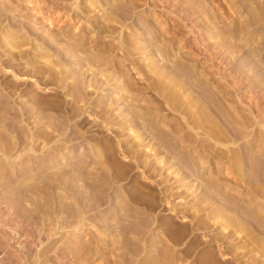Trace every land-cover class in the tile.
<instances>
[{"label": "rangeland", "instance_id": "1", "mask_svg": "<svg viewBox=\"0 0 264 264\" xmlns=\"http://www.w3.org/2000/svg\"><path fill=\"white\" fill-rule=\"evenodd\" d=\"M263 80L264 0H0V264H264Z\"/></svg>", "mask_w": 264, "mask_h": 264}, {"label": "bare ground", "instance_id": "2", "mask_svg": "<svg viewBox=\"0 0 264 264\" xmlns=\"http://www.w3.org/2000/svg\"><path fill=\"white\" fill-rule=\"evenodd\" d=\"M158 16V15H157ZM263 16V15H262ZM107 20V19H106ZM118 21V20H117ZM109 25V24H108ZM146 29V28H145ZM61 36V35H60ZM8 40V39H7ZM78 44V43H77ZM80 48V47H79ZM78 48V49H79ZM80 57V56H79ZM190 59V58H189ZM154 65H156V64H154ZM256 66V65H255ZM43 69V68H42ZM47 69V68H46ZM175 69V68H174ZM37 70V69H36ZM38 71V70H37ZM173 71V70H172ZM160 72V71H159ZM261 72V71H260ZM48 73V72H47ZM176 73V72H175ZM181 73V72H180ZM44 74V73H43ZM54 75V74H53ZM51 76V75H50ZM177 76V75H176ZM257 77V76H256ZM181 78V77H180ZM264 81V80H263ZM232 83V82H231ZM189 84V83H188ZM190 85H191V83H190ZM44 87V86H43ZM196 87V86H195ZM198 89V88H197ZM194 90V89H193ZM195 91V90H194ZM199 94V92L197 93V95ZM196 95V96H197ZM199 98H201V95L199 96ZM211 98V97H210ZM195 99V98H194ZM194 99H191L190 101H189V104H194L195 102V100ZM202 99V98H201ZM207 99V98H206ZM218 100L215 98V100L213 99V97H212V99H207L206 100V104H207V108H209V109H211V111H212V109H213V106H215L214 107V109L215 108H217L218 106H216V102H217ZM215 104V105H214ZM142 107V106H141ZM213 109V110H214ZM139 110V109H138ZM202 110H204V108H202L201 109V107H199L198 109H197V111H196V113H198V116H204V118H205V120H210V121H213V123H212V126L211 127H205L204 128V123H203V121H201V122H199L198 124H197V126L198 127H200V128H202L203 129V132L206 134V137H210V138H214V139H221V138H224V137H222V135H223V132H225V131H223L222 132V130H224L223 128H222V126L220 125V123L223 121V119L222 120H220L219 121V118L221 117V114H220V117H217L216 118V116L215 115H213L212 113H204V111H202ZM217 110V109H216ZM222 110V109H221ZM215 111V110H214ZM218 111V110H217ZM133 112V111H132ZM216 112V111H215ZM221 113V112H220ZM224 113V112H223ZM260 113V112H259ZM212 114V115H211ZM216 114H218V113H216ZM136 115V114H135ZM223 117V116H222ZM231 116H229V118H230ZM243 117V116H242ZM251 117V116H250ZM254 117H255V115H254ZM244 120H246V119H248L247 117H244L243 118ZM256 119V118H255ZM177 120V119H176ZM257 120V119H256ZM255 120V121H256ZM250 122V121H249ZM258 122V121H257ZM230 123V125H231V128H232V137L231 138H229V139H226V140H228L229 142H230V145L231 144H235L237 147H238V150H240V151H242V150H244V149H249V148H251L252 147V138H246V132H245V128H246V124H245V121H244V123H242V124H239L238 122H235V124L233 123V122H231V121H228V124ZM259 123V122H258ZM224 124H225V122H224ZM251 124H252V121H251ZM261 124V123H260ZM157 125V124H156ZM226 125V124H225ZM176 126V125H175ZM179 126V125H178ZM190 126V125H189ZM229 125H226V127H228ZM264 126V125H263ZM139 127V126H138ZM225 127V128H226ZM230 127V126H229ZM227 128L228 129V132H230L229 131V129L231 130V128ZM180 129H181V127H180ZM121 130V129H120ZM198 133V132H197ZM227 135V133L225 132L224 133V135ZM231 136V135H230ZM226 137V136H225ZM213 139V140H214ZM223 141L222 142H224V139H222ZM242 140V141H241ZM220 141V140H219ZM227 141V142H228ZM239 141H240V143H239ZM208 142V141H207ZM207 142H206V144H207ZM213 142V141H212ZM218 142V141H217ZM22 143V142H21ZM25 143H26V141H25ZM209 144V143H208ZM217 144V143H216ZM218 144H219V142H218ZM222 144V143H221ZM227 144V143H226ZM226 144H224L225 146H226ZM256 144V143H255ZM213 145V144H212ZM211 145V146H212ZM214 146H215V144H214ZM214 146L212 147V149L214 148ZM223 146V145H222ZM5 147V146H4ZM155 147V146H154ZM161 147V146H160ZM159 147V148H160ZM163 147V146H162ZM161 147V148H162ZM181 148V147H180ZM207 148V147H206ZM225 148V151L223 152L224 154H222L221 152L223 151L222 149L220 150V147L218 146V147H216L215 148V152H213L214 154H213V156H210V157H214L215 159H217L216 161H218L219 160V163L218 164H221L220 163V161H222L221 160V158L222 157H224V158H226L225 160H226V163H227V166H222V168L224 167V172H225V169L226 170H228V171H226V172H231V171H233L234 169H238V167H239V165H237V167H236V164H234L235 163V160H236V162H240V161H237V160H239V158L240 157H238V155H236V150H237V148L235 149V148H230L229 146H228V144H227V146L226 147H224ZM7 149H9V148H7ZM156 149H157V147H156ZM208 149V148H207ZM37 150V149H36ZM155 150V149H154ZM127 151V150H126ZM126 151H125V153H126ZM161 151V150H160ZM213 151V150H212ZM5 152V151H4ZM153 152V151H152ZM12 153V152H11ZM10 153V154H11ZM102 153H104V152H99V154H97V153H95V155H97L99 158H101L102 159V157L103 158H105V156H106V152L104 153V154H102ZM127 153H129L128 151H127ZM126 153V154H127ZM156 153V152H155ZM154 153V154H155ZM165 153V152H164ZM153 154V153H152ZM157 154H158V152H157ZM160 154H161V152H160ZM123 156H124V154H122ZM139 155V154H138ZM204 155V154H203ZM56 156V155H55ZM93 156V155H92ZM133 156V158H135L134 157V155L133 154H131V157ZM143 156V155H142ZM141 156V157H142ZM170 156V155H169ZM97 157V158H98ZM128 157V156H127ZM138 157V156H137ZM137 157H136V159H137ZM144 157V156H143ZM252 157H254V155L252 156ZM58 158V157H57ZM130 158V154H129V157H128V159ZM132 158V159H133ZM166 158V157H165ZM172 158V157H171ZM256 158H257V156H256ZM131 159V158H130ZM164 159V158H163ZM162 159V160H163ZM172 160V159H171ZM253 160H256L255 158H253ZM263 160V159H262ZM133 161V160H132ZM135 161H137V160H135ZM142 161V160H141ZM228 161V162H227ZM257 161V160H256ZM139 162V161H138ZM144 162V161H143ZM164 162H165V160H164ZM223 162V161H222ZM259 162V161H258ZM262 162H264V161H262ZM41 163V162H40ZM162 163H163V161H162ZM224 163V162H223ZM226 163H224V165L226 164ZM240 163H242V162H240ZM122 164V163H121ZM216 164V163H215ZM238 164V163H237ZM217 165V164H216ZM243 165V164H242ZM145 167V166H144ZM219 167V166H218ZM116 168V167H115ZM94 169V168H93ZM92 169V170H93ZM121 169V168H120ZM218 169V168H217ZM240 170H241V168H239ZM238 169V170H239ZM87 170V169H86ZM96 170H100V169H96ZM229 170H231V171H229ZM76 171V170H75ZM185 171V170H184ZM81 172V171H80ZM106 172V171H105ZM200 172V171H199ZM234 172V171H233ZM10 173V172H9ZM79 173V172H78ZM188 173V172H187ZM186 173V174H187ZM54 174V173H53ZM77 174V173H76ZM105 174V173H104ZM189 174V173H188ZM78 175V174H77ZM80 175V174H79ZM84 175V174H83ZM99 175H100V173H99ZM182 175V177H183V174H181ZM47 176V175H46ZM102 176V175H101ZM144 176V175H143ZM9 177V176H8ZM34 177V176H33ZM57 177V176H56ZM79 177V178H78ZM77 178L78 179H80V180H82L85 176H78ZM81 177V178H80ZM83 177V178H82ZM99 177V176H98ZM104 177V176H103ZM107 177V176H106ZM187 177V176H186ZM185 177V178H186ZM202 177H203V175H202ZM211 177V176H210ZM74 178V177H73ZM87 178V177H86ZM100 178V177H99ZM98 178V179H99ZM105 178V177H104ZM103 178V179H104ZM204 178V177H203ZM258 178V177H257ZM201 179V178H200ZM20 180V179H19ZM195 180V179H194ZM214 180V179H213ZM55 181V180H54ZM97 181V180H96ZM100 181H101V179H100ZM104 181V180H103ZM111 181V180H110ZM76 182V181H75ZM77 182H79V181H77ZM107 182V181H106ZM161 182V181H160ZM208 182V181H207ZM228 182V181H227ZM264 182V181H263ZM45 184V183H44ZM198 184V183H197ZM204 184V183H203ZM80 185V184H79ZM202 185V184H201ZM206 185V184H205ZM204 185V186H205ZM208 185V184H207ZM229 185V184H228ZM200 186V185H199ZM217 186V185H216ZM261 186V185H260ZM7 187V186H6ZM90 187V186H89ZM215 187V186H214ZM220 187V186H219ZM218 187V188H219ZM200 188H203V187H200ZM38 189V188H37ZM97 189V188H96ZM97 190H100V189H97ZM213 190H214V188H213ZM216 190H217V187H216V189H215V191L214 192H216ZM162 191H164V187H163V190ZM201 191V190H200ZM219 191V190H218ZM223 191V190H222ZM221 191V192H222ZM165 192V191H164ZM202 192H203V190H202ZM214 192H213V196H214ZM224 192H225V194H226V191L224 190ZM224 192H222V193H224ZM96 193H97V191H96ZM217 193V192H216ZM216 193H215V196H219V199H221V198H223L222 196H220L219 194H217L216 195ZM221 193V194H222ZM163 194V193H162ZM228 194V193H227ZM165 195V194H164ZM167 195V194H166ZM207 195H208V193H207ZM211 195H212V193H211ZM206 196V195H205ZM226 197H227V195H225ZM229 196V195H228ZM102 197V196H101ZM166 197H168V195L167 196H165L164 197V199L166 198ZM135 198V197H134ZM212 198V197H211ZM230 198H235V197H233V196H231ZM102 199V198H101ZM208 199V198H207ZM213 199V198H212ZM218 199V198H217ZM94 200V199H93ZM141 200V199H140ZM211 200V199H210ZM235 200H237L236 198H235ZM218 201V200H217ZM234 201V200H233ZM233 201H231V199H230V201L228 200V204H229V202L231 203V202H233ZM23 202H24V200H23ZM215 202H216V200H215ZM214 202V203H215ZM236 202V201H235ZM235 202H233L234 204H236ZM239 202V201H238ZM218 203H220V204H222L221 202H218ZM18 204V203H17ZM190 204V203H189ZM228 204H226V207L228 206ZM98 205H99V203H98ZM233 205V204H232ZM221 206V205H220ZM223 206V205H222ZM230 206H231V204H230ZM123 207H125V206H123ZM231 209V208H230ZM126 210V209H125ZM171 210H173V209H171ZM180 210V209H179ZM216 210V209H215ZM131 212V211H130ZM190 212V211H189ZM220 212H222V213H224L223 214V217H225V218H227V217H229L230 215L228 214V211L226 210V208H224V206L220 209ZM231 212V211H230ZM218 213V212H217ZM133 214V213H132ZM180 214V213H179ZM179 214H177L178 216H179ZM72 215V214H71ZM129 215V214H128ZM174 215H176V214H174ZM184 215V214H183ZM183 215H182V217H183ZM221 215V214H220ZM19 216V215H18ZM186 216V215H185ZM192 216V215H191ZM239 217H242V216H239ZM132 218V217H131ZM184 218V217H183ZM180 219V218H179ZM237 219V218H236ZM234 220V221H237V220ZM25 221H27V220H25ZM71 221V220H70ZM239 221V220H238ZM236 222V223H234L233 221V224H235L234 226H233V224L232 225H230V226H232V228L234 227V228H236V231H237V229H239V228H241V223H239V222ZM117 222V221H116ZM148 223V222H147ZM168 223H170V222H168V221H164L163 220V223H162V226H168L169 224ZM194 223V222H193ZM168 224V225H167ZM230 224V223H229ZM182 226V228H184L185 226L182 224L181 225ZM169 227V226H168ZM202 227V226H201ZM166 230V227H163L162 228V230L163 231H165ZM181 229V228H180ZM133 231V230H132ZM229 232V231H228ZM142 233V232H141ZM240 232L238 231L237 232V234H239ZM174 234V233H173ZM184 234V233H183ZM139 235V234H138ZM133 237V236H132ZM138 237V236H137ZM163 237V236H162ZM211 237V236H210ZM227 241V240H226ZM163 242V241H162ZM165 244V243H164ZM170 245V244H169ZM159 246V245H158ZM171 246V248H173L172 247V245H170ZM163 247V246H162ZM158 248V247H157ZM190 248V247H189ZM219 248V247H218ZM184 250V249H183ZM182 249H180L179 247H178V249H176V248H173V251H172V253L170 252V253H166L167 251H165V253H159L156 257H154V260L155 259H157L156 261L158 262V264H179L181 261H184V260H186L187 259V255H185V253H184V251H183ZM45 252V251H44ZM87 252H90V251H87ZM163 252V251H162ZM40 254V253H39ZM93 254V253H92ZM204 254V255H203ZM208 254V252H203L202 253V256H204L205 257V255H207ZM221 254V253H220ZM6 258H5V260L6 259H8L7 258V256H5ZM18 258V257H17ZM23 258V257H22ZM81 258V257H80ZM215 258V257H214ZM19 259V258H18ZM226 259V258H225ZM23 260H25V258L23 259ZM81 260V259H80ZM85 260V259H84ZM213 260V259H212ZM215 260V259H214ZM3 263L4 262H6V261H4V258H3ZM24 263H25V261H23ZM196 261H190V259L188 260V264H194ZM225 262V261H224ZM217 263V262H216ZM143 264V263H142Z\"/></svg>", "mask_w": 264, "mask_h": 264}]
</instances>
